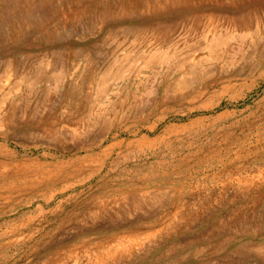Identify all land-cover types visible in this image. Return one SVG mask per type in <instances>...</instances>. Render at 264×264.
<instances>
[{"label":"rangeland","instance_id":"obj_1","mask_svg":"<svg viewBox=\"0 0 264 264\" xmlns=\"http://www.w3.org/2000/svg\"><path fill=\"white\" fill-rule=\"evenodd\" d=\"M0 264H264V0H0Z\"/></svg>","mask_w":264,"mask_h":264},{"label":"bare ground","instance_id":"obj_2","mask_svg":"<svg viewBox=\"0 0 264 264\" xmlns=\"http://www.w3.org/2000/svg\"><path fill=\"white\" fill-rule=\"evenodd\" d=\"M210 32V31H209ZM146 34V33H145ZM234 35V34H233ZM241 35V34H240ZM245 35V34H244ZM232 36V35H231ZM248 36V35H247ZM220 38V37H219ZM221 39H222V37H221ZM243 40V39H242ZM223 40H221V42H222ZM226 41V40H225ZM216 42H217V40H216ZM21 75V74H20ZM36 78V77H35ZM31 81V80H30ZM129 243V242H128ZM133 244H136V243H133ZM133 246V245H132ZM142 247H144V246H142ZM118 248H121V247H118ZM124 248V247H123ZM122 249V248H121ZM126 249V248H125ZM129 249V248H128ZM142 249V248H141ZM117 250V249H116ZM114 251V250H113ZM108 252V251H107ZM122 252V251H121ZM123 252H124V250H123ZM122 252V253H123ZM115 253V252H114ZM120 253V252H119ZM107 256V255H106ZM97 261V260H96ZM102 261V260H101ZM100 262V261H99Z\"/></svg>","mask_w":264,"mask_h":264}]
</instances>
